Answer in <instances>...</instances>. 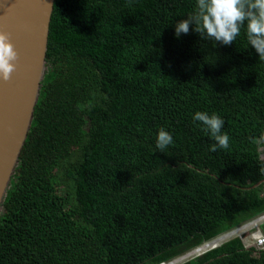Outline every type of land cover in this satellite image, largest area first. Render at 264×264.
I'll list each match as a JSON object with an SVG mask.
<instances>
[{"label": "trees", "instance_id": "obj_1", "mask_svg": "<svg viewBox=\"0 0 264 264\" xmlns=\"http://www.w3.org/2000/svg\"><path fill=\"white\" fill-rule=\"evenodd\" d=\"M196 6L54 1L0 264H164L264 213V183L247 190L264 181V61L246 22L228 46L194 26L176 38ZM197 111L224 120L228 149L209 151ZM185 264H264V250L234 238Z\"/></svg>", "mask_w": 264, "mask_h": 264}, {"label": "water", "instance_id": "obj_2", "mask_svg": "<svg viewBox=\"0 0 264 264\" xmlns=\"http://www.w3.org/2000/svg\"><path fill=\"white\" fill-rule=\"evenodd\" d=\"M54 1L0 0V31L9 34L18 54L16 70L11 78L7 82L0 79V211L32 121L45 73ZM262 183L264 181L247 190Z\"/></svg>", "mask_w": 264, "mask_h": 264}, {"label": "clouds", "instance_id": "obj_3", "mask_svg": "<svg viewBox=\"0 0 264 264\" xmlns=\"http://www.w3.org/2000/svg\"><path fill=\"white\" fill-rule=\"evenodd\" d=\"M245 22L247 41L255 49L259 60L264 61V0H197L195 11L175 25V36L179 38L181 34H188L190 26H194L193 30L202 40L219 42L221 45L228 46L236 41ZM17 60L18 54L10 42L9 34L0 31V79L7 82L11 78L16 70ZM193 119L201 122L202 131L209 134L215 141L209 147L210 152H216L218 148L225 150L229 148L230 137L222 132L225 122L219 115L197 111ZM260 140L264 141V136ZM172 143V134L163 128L159 129L156 149L163 152Z\"/></svg>", "mask_w": 264, "mask_h": 264}, {"label": "built area", "instance_id": "obj_4", "mask_svg": "<svg viewBox=\"0 0 264 264\" xmlns=\"http://www.w3.org/2000/svg\"><path fill=\"white\" fill-rule=\"evenodd\" d=\"M255 219H257L258 223L255 225V227H250V229H254L253 231L252 230H248L246 229L245 231H243L242 233L238 234L242 241V245L244 246L245 249H249V248H255L256 250H264V213L261 214L260 216L256 217ZM251 220L243 225H248L252 222H254V220ZM246 225V226H247ZM260 225V227H259ZM245 226H240L238 227L237 229H240V228H243ZM236 230V229H235ZM234 231V230H233ZM247 231H249L250 234H248L244 239L243 237H241L244 233H246ZM225 235V234H224ZM223 236L222 235H219L215 238H213L212 240H210V242H208L209 244L211 243H215L217 242L221 237ZM235 237V236H234ZM225 241L217 244V245H213L210 249H214V248H217L218 245H221L223 244ZM206 243V245L208 244ZM205 245V244H204ZM208 249V250H210Z\"/></svg>", "mask_w": 264, "mask_h": 264}, {"label": "bare ground", "instance_id": "obj_5", "mask_svg": "<svg viewBox=\"0 0 264 264\" xmlns=\"http://www.w3.org/2000/svg\"><path fill=\"white\" fill-rule=\"evenodd\" d=\"M257 223H258V221H254V222L248 224L247 226H245V227H243V228L237 229V230H235V231H233V232H231V233H227V234L223 235V236H222L217 242H215V243H211V244L208 243L207 245L202 246L200 249L195 250V251H193V252H191V253H189V254L183 256L182 258L180 257V258H178L177 260L171 262L170 264H174V263H176V262H179V261L183 260L185 257H190V256H193V255L198 254V253H200V252L203 253L204 251L210 249L213 245H217V244H219V243H221V242H223V241H226V240H228V239H230V238H232V237H234V236H236V235L242 233V232L245 231L247 228L255 227V225H256ZM186 262H188V261H186ZM186 262H184V263H186ZM168 263H169V262H167V263H165V264H168ZM181 264H183V263H181Z\"/></svg>", "mask_w": 264, "mask_h": 264}, {"label": "rangeland", "instance_id": "obj_6", "mask_svg": "<svg viewBox=\"0 0 264 264\" xmlns=\"http://www.w3.org/2000/svg\"><path fill=\"white\" fill-rule=\"evenodd\" d=\"M45 74V73H44ZM14 174V173H13ZM13 176V175H12ZM12 178V177H11ZM10 183H11V181H10ZM10 183H9V185H10ZM9 188V187H8ZM254 221H257V219H255ZM247 225V224H246ZM246 225H242V226H246ZM259 227H260V225H259ZM248 230L250 229V228H247ZM237 230V229H236ZM250 230H254V229H250ZM235 231V230H234ZM231 232H233V231H231ZM231 232H229V233H231ZM248 234H250L249 233V231H247L246 233H244L241 237H243V239L248 235ZM240 236L239 235H236L235 237H233V238H231V239H229V240H232V239H234V238H239ZM229 240H227V241H229ZM227 241H225V242H227ZM224 242V243H225ZM183 255V254H182ZM181 256V255H180ZM199 256H201V255H199ZM199 256H196L195 258H197V257H199Z\"/></svg>", "mask_w": 264, "mask_h": 264}]
</instances>
